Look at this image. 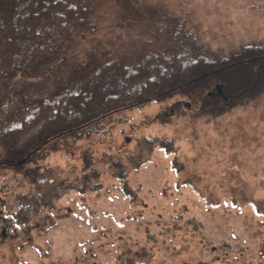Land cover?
Wrapping results in <instances>:
<instances>
[{"label": "rangeland", "instance_id": "rangeland-1", "mask_svg": "<svg viewBox=\"0 0 264 264\" xmlns=\"http://www.w3.org/2000/svg\"><path fill=\"white\" fill-rule=\"evenodd\" d=\"M140 2L184 21L209 52L264 42V0ZM132 26L103 48L141 41L148 25ZM91 48L84 41L81 52ZM196 104L154 101L103 122L104 136L58 141L22 169L1 167L0 264H264V95L215 119L195 117ZM42 169L50 180L37 192L49 208L31 198L22 214L23 175Z\"/></svg>", "mask_w": 264, "mask_h": 264}, {"label": "trees", "instance_id": "trees-1", "mask_svg": "<svg viewBox=\"0 0 264 264\" xmlns=\"http://www.w3.org/2000/svg\"><path fill=\"white\" fill-rule=\"evenodd\" d=\"M138 4L142 6L140 0H0L3 160L25 164L58 141L74 142L97 131L104 136L103 122L176 95L189 105L198 103L195 117L203 119L218 118L264 95L263 41L228 55L209 52L184 21L174 25L155 17L156 11H141ZM142 22L148 30L131 48H103ZM103 23L107 45L98 41ZM84 41L92 44L90 51L81 52ZM42 170L21 172L31 185L19 202L22 214L31 198L48 202V195L42 198L37 192L50 180Z\"/></svg>", "mask_w": 264, "mask_h": 264}, {"label": "flooded vegetation", "instance_id": "flooded-vegetation-1", "mask_svg": "<svg viewBox=\"0 0 264 264\" xmlns=\"http://www.w3.org/2000/svg\"><path fill=\"white\" fill-rule=\"evenodd\" d=\"M35 158H37L36 156H35ZM33 159V158H32ZM33 161H34V159H33ZM2 164L3 165H1L0 166V168L1 167H11V168H14V169H16V170H19V168H21V164L20 163H12V162H2ZM17 216H14V218H16ZM1 218V217H0ZM8 220V219H7ZM3 222H5L6 223V221H5V219H3ZM9 222V221H8ZM6 227H2L1 228V233H2V237H5L6 235H5V233H6Z\"/></svg>", "mask_w": 264, "mask_h": 264}]
</instances>
